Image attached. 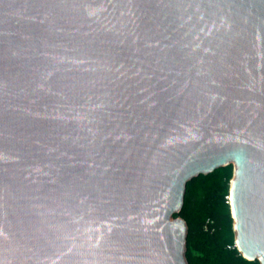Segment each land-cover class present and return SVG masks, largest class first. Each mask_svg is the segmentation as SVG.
I'll list each match as a JSON object with an SVG mask.
<instances>
[{"label": "water", "instance_id": "1", "mask_svg": "<svg viewBox=\"0 0 264 264\" xmlns=\"http://www.w3.org/2000/svg\"><path fill=\"white\" fill-rule=\"evenodd\" d=\"M227 166L264 264V0H0V264H186Z\"/></svg>", "mask_w": 264, "mask_h": 264}, {"label": "trees", "instance_id": "2", "mask_svg": "<svg viewBox=\"0 0 264 264\" xmlns=\"http://www.w3.org/2000/svg\"><path fill=\"white\" fill-rule=\"evenodd\" d=\"M232 166L200 176L185 186L183 206L173 217L185 222L186 264H259L242 258L234 245L228 205Z\"/></svg>", "mask_w": 264, "mask_h": 264}, {"label": "rangeland", "instance_id": "3", "mask_svg": "<svg viewBox=\"0 0 264 264\" xmlns=\"http://www.w3.org/2000/svg\"><path fill=\"white\" fill-rule=\"evenodd\" d=\"M175 219H180V218H175V217H173V220H175Z\"/></svg>", "mask_w": 264, "mask_h": 264}, {"label": "built area", "instance_id": "4", "mask_svg": "<svg viewBox=\"0 0 264 264\" xmlns=\"http://www.w3.org/2000/svg\"><path fill=\"white\" fill-rule=\"evenodd\" d=\"M236 248V247H235Z\"/></svg>", "mask_w": 264, "mask_h": 264}]
</instances>
